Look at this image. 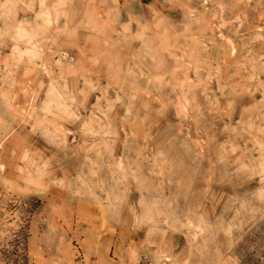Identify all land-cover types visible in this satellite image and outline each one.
Masks as SVG:
<instances>
[{
  "label": "clouds",
  "instance_id": "clouds-1",
  "mask_svg": "<svg viewBox=\"0 0 264 264\" xmlns=\"http://www.w3.org/2000/svg\"><path fill=\"white\" fill-rule=\"evenodd\" d=\"M132 4L138 13L129 14ZM252 4L0 0V49L9 40L18 44L25 30L45 46L62 47L57 44L62 37L84 41L80 60L62 54L66 63L55 62L60 69L53 77L56 87L42 105L33 94L27 111L16 103L27 91L18 76L20 60L0 55V150L15 135L14 124L31 125L15 142L10 161L0 155V211L13 202L12 230L27 225L36 248H57L47 264H72L64 252V224L77 203L101 208L113 229L121 230L109 242L116 245L117 259L105 264H232L221 251L230 250L233 229L249 217L264 219V50L241 47L228 73L197 58L195 48L225 13L241 27L248 24L249 11L258 12L264 23V0L258 8ZM37 8L32 23L27 15L17 19L18 13ZM59 17L63 27L56 26ZM252 39L264 42V29ZM25 64L24 77L37 71L31 61ZM48 65L53 75L51 59ZM69 78L83 79L85 91L69 89ZM94 92L101 103L81 115ZM257 93L258 102H242ZM237 108L241 118L233 126ZM67 124L76 126L72 141ZM193 130L195 138L189 134ZM220 136L228 139L222 143ZM32 137L43 146L35 147ZM141 232L143 239L132 240ZM7 234L0 228V247L7 246ZM179 236L186 238L181 254L176 252ZM97 251L91 243L85 248L86 255Z\"/></svg>",
  "mask_w": 264,
  "mask_h": 264
},
{
  "label": "rangeland",
  "instance_id": "rangeland-1",
  "mask_svg": "<svg viewBox=\"0 0 264 264\" xmlns=\"http://www.w3.org/2000/svg\"><path fill=\"white\" fill-rule=\"evenodd\" d=\"M209 7L211 8L212 6L209 5ZM258 7L259 0H253L252 8ZM38 12L39 8L36 9V12H28L27 14L20 12L17 15V19L24 20L27 15L29 23H32ZM138 12L139 7L132 4L129 14ZM229 15V13H225L223 20L212 22L215 26L203 34L201 42L196 45L195 51L198 53L197 58H204L211 62L213 66L219 64L222 67V71L231 73L234 71L231 65L239 55L241 47L247 46L253 52L264 50V42L260 39H256L255 41L252 39L255 32L264 29V23L260 22L258 12L254 11H249L248 24H245L243 27H241L239 22H229ZM48 19L50 21L54 19L51 13H49ZM55 23L56 26L63 27L65 21L63 17H59L55 18ZM249 26H251V30ZM3 27V21H0V29ZM236 29H239V32ZM57 44H62L63 46L58 48L56 45L50 43L45 46L31 32L25 30L24 34L19 38L18 44L15 41L9 40L7 41V47L0 49V55L5 59L15 56L20 60L18 76L23 77L22 82L27 85V91L20 93L16 103L21 108H24L25 111H27L25 105L32 103L33 94L37 96V102L42 105L47 100L48 93L56 87L53 83V77L59 73L60 69L55 65V62H59L60 64L66 63L62 54H66L67 58L73 62L81 59L84 46L82 37L81 39L72 41H67L66 38L62 37L61 40L57 41ZM205 48L206 51L204 50ZM13 49H15V53ZM49 59L53 61L51 68L53 75H50L49 71H47ZM26 61H31L30 66L35 67L37 71L24 77ZM189 78L195 80V73L190 72ZM102 83H106V81H102ZM68 86L69 89L76 87L82 92L87 87L83 79L74 82L73 78H69ZM217 87L216 82L213 81L211 88L214 92H216ZM57 90L59 89L57 88ZM217 96H219L218 92ZM260 99V94L257 93L254 97H243L242 102L246 105H251ZM98 103H101L100 93L94 92L89 94L85 102L88 112L82 111L80 114L90 115ZM221 103H223V100H221ZM2 111L4 109L0 107V112ZM240 118L241 113L239 108H237L232 116L233 126H235ZM65 127L69 133L68 140L72 141L75 136L76 126L67 124ZM216 127L223 128V122L217 121ZM13 128L15 129V135L9 138V142L5 145L6 150H0V155L9 161L11 160V153L15 142L25 137L26 133L30 131L31 125L14 124ZM189 134H192L194 137V130ZM227 139V136L219 137L222 143ZM31 142L37 148L43 146V141L37 137H32ZM244 143L245 140H242L240 146L243 147ZM11 170L6 168V171ZM16 206V204L9 201L3 206V210L0 211V228H3L8 233L3 237L7 241V246L0 247V261L3 264H47L49 254L56 253L57 248L53 247L49 249L43 245L40 248H36L33 243V234L27 225L17 227L14 231L12 230L10 227L12 225L11 216ZM66 219L68 222L64 224V252L70 256L72 264H80L81 261H85L86 264H98V262L105 264L106 261L117 259L116 245L109 242L119 238L121 230L113 229L112 225L105 219L101 208L77 203L70 206ZM225 223L231 224V221L226 220ZM143 235L141 232L133 236L132 240L138 241L143 239ZM232 236L233 241L230 250L221 251V256L224 259H231L232 264H264V219L259 216L255 219L249 217L242 225L233 229ZM88 243L97 248V255L85 254V248L88 246ZM177 245L176 252L181 254L185 250L186 238L183 236L177 237Z\"/></svg>",
  "mask_w": 264,
  "mask_h": 264
}]
</instances>
